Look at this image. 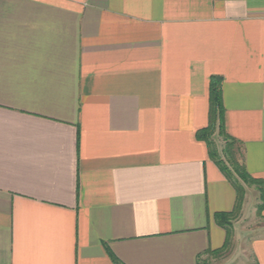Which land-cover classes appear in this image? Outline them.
Segmentation results:
<instances>
[{"label": "crops", "instance_id": "crops-1", "mask_svg": "<svg viewBox=\"0 0 264 264\" xmlns=\"http://www.w3.org/2000/svg\"><path fill=\"white\" fill-rule=\"evenodd\" d=\"M214 75L264 181V0H0V264L220 248L236 192L195 136Z\"/></svg>", "mask_w": 264, "mask_h": 264}, {"label": "trees", "instance_id": "trees-1", "mask_svg": "<svg viewBox=\"0 0 264 264\" xmlns=\"http://www.w3.org/2000/svg\"><path fill=\"white\" fill-rule=\"evenodd\" d=\"M222 78L211 76L209 81V108L208 123L199 129L195 136L198 140L204 141L207 145L210 159L217 165L227 181L233 186L236 192L235 205L229 212H217L214 214L216 223L225 231V240L220 248L207 250L205 253L214 257L228 253L233 245V232L231 221L235 219L242 208L245 189L243 184L255 186L259 191L261 204L259 211L264 209V181L260 178L251 176L244 164V155L241 143L227 134L224 126V106L222 102L221 90ZM214 134L221 139L219 146L214 140ZM115 264L119 261L110 255ZM200 260L198 264H200Z\"/></svg>", "mask_w": 264, "mask_h": 264}, {"label": "rangeland", "instance_id": "rangeland-1", "mask_svg": "<svg viewBox=\"0 0 264 264\" xmlns=\"http://www.w3.org/2000/svg\"><path fill=\"white\" fill-rule=\"evenodd\" d=\"M244 199L239 215L231 221L233 245L228 253L214 257L203 254L200 264H255L250 241L254 236L264 235V215L259 211V191L255 186L243 184Z\"/></svg>", "mask_w": 264, "mask_h": 264}]
</instances>
